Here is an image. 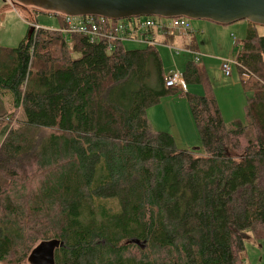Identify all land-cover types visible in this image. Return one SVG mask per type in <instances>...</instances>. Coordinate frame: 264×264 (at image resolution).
<instances>
[{"label":"trees","instance_id":"trees-1","mask_svg":"<svg viewBox=\"0 0 264 264\" xmlns=\"http://www.w3.org/2000/svg\"><path fill=\"white\" fill-rule=\"evenodd\" d=\"M94 18L105 33L119 22ZM123 40L40 27L0 45V264H31L53 240V264H248L246 241L264 236V34L248 22L237 40L243 118L226 122L206 67L186 63V83L204 88L185 93L193 149L147 116L177 93L156 44Z\"/></svg>","mask_w":264,"mask_h":264},{"label":"rangeland","instance_id":"rangeland-1","mask_svg":"<svg viewBox=\"0 0 264 264\" xmlns=\"http://www.w3.org/2000/svg\"><path fill=\"white\" fill-rule=\"evenodd\" d=\"M6 5L5 10H0V45L6 47H16L19 45L20 41L24 39L31 26V22L38 19V25L43 28L58 29L60 25L59 16L55 14H48L44 12H37L33 7L24 8L19 4L12 5L8 0H0V8ZM191 28L196 32V36L200 41L201 51L194 52L189 45L185 46L183 43L190 39L192 33L188 37H183L175 35L173 41L164 42V37L159 35L157 37L156 47L162 57L163 61V74L165 76L171 74L172 72L183 70L186 66L184 57L190 55L193 57L191 60L201 61V57L204 56H216L219 57L222 53L225 55L224 49L221 50V44H224V39H222L217 31H215L211 26L227 27L229 28L233 24L247 25L248 21L241 20L228 25H220L208 20H191ZM206 26V28H205ZM201 32H200V31ZM258 30L260 33L264 34V26L258 25ZM188 35V34H187ZM241 35V36H240ZM240 38H243L245 34L239 33ZM230 38V36L228 37ZM127 49H137L147 46L146 42H141L139 39H125L123 40ZM134 43V46H129V43ZM189 44V43H188ZM192 52H191V51ZM239 50V45L234 46L231 57L236 60V56ZM204 53V54H203ZM197 57V59H196ZM224 57V56H223ZM227 57V56H226ZM210 63L214 61L210 59ZM222 63V62H221ZM213 66L207 68L213 77V83L216 87H224L225 89L233 90L234 98L231 97V101L228 103V110L231 114H236L244 116V105L246 101V96L248 92L243 86L242 78L240 76L239 69L234 63L232 65V73L230 76L225 75V73L219 68H217L216 63ZM243 75V74H242ZM211 78V77H209ZM212 80V79H210ZM188 86H198L202 87L204 94V88L201 83H187ZM215 89V88H214ZM186 91H177L175 94H170L164 96L161 101L151 106L147 109V116L154 127V129L163 132H169L175 137L176 145L179 149H193L199 148L201 146V138L198 133L195 121L191 116L190 106L186 97H182ZM222 103L224 107L227 106L225 97L222 95L221 90H219ZM229 95H232L230 91H227ZM199 94V93H198ZM178 98V99H174ZM6 108L12 112L14 107L12 105V98L9 94L3 96ZM171 100V103L179 107V111L174 112L172 110L171 114H166V110L163 106L167 101ZM173 105V107H174ZM186 107L187 110L182 108ZM189 115L190 117H186ZM236 118V116L234 117ZM233 118V119H234ZM25 120L23 110L20 111L18 117L12 122V126H17L20 122ZM229 119H226V121ZM229 122V121H227ZM251 234V231H249ZM247 248V259L248 264H264V236L257 238L253 235L250 239L246 241Z\"/></svg>","mask_w":264,"mask_h":264},{"label":"water","instance_id":"water-1","mask_svg":"<svg viewBox=\"0 0 264 264\" xmlns=\"http://www.w3.org/2000/svg\"><path fill=\"white\" fill-rule=\"evenodd\" d=\"M24 8L33 7L69 16H93L111 20L133 17H185L231 24L246 20L264 26V0H13ZM34 32L29 28L28 34ZM139 243V241H136ZM59 240L42 242L30 254L31 264H53Z\"/></svg>","mask_w":264,"mask_h":264},{"label":"built area","instance_id":"built-area-1","mask_svg":"<svg viewBox=\"0 0 264 264\" xmlns=\"http://www.w3.org/2000/svg\"><path fill=\"white\" fill-rule=\"evenodd\" d=\"M12 5L15 6L13 0H8ZM56 15L62 16L67 26L65 29L58 28L57 30H63L64 32H80L85 35H88L91 41H94L96 38H99L101 35L107 37V39L114 41L120 37L121 39H139L141 42H146L147 44H155L156 38L150 33L152 29H164L169 34L173 33L176 35L188 37L193 32L191 28V22L188 18L177 17V18H162L160 20L146 18V19H137L130 22L127 19L119 20L115 28H112L111 31L105 33L102 31L101 24L95 20L92 16H69L61 13H56ZM100 18V17H99ZM143 18V17H141ZM160 18V17H159ZM102 19V18H101ZM31 26L34 27V30H38L40 26L36 22H31ZM119 35L118 37L115 35ZM188 34V35H187ZM111 44V43H110ZM111 48V45L109 46ZM197 59V57H196ZM236 64L231 56H227L222 59L221 67L225 75L230 76L232 74V65ZM243 79H247L248 75L243 74ZM166 87L176 89L177 91H186L187 83L183 77L182 72L175 71L166 76L165 79Z\"/></svg>","mask_w":264,"mask_h":264},{"label":"crops","instance_id":"crops-1","mask_svg":"<svg viewBox=\"0 0 264 264\" xmlns=\"http://www.w3.org/2000/svg\"><path fill=\"white\" fill-rule=\"evenodd\" d=\"M5 8H6V5H4V6H2L1 8H0V10L1 11H3V10H5ZM221 25V24H220ZM228 25V24H227ZM205 28H206V26H205ZM211 28H213L215 31H217V33H218V35L222 38V39H224V44H221L220 43V45H221V50L225 47V45H226V48L224 49V52H225V55L223 54V56H222V53L220 54V56L219 57H216V56H212V57H210V56H202L201 57V61H199L200 63H202L205 67H206V69L207 68H210V67H212L213 65L212 64H215L216 63V66H217V68H219L220 70H221V62H222V59L223 58H225L226 56H231V54H232V51H233V48H234V46H236L237 45V40H239V39H242V38H240V36H239V33H241V34H245L246 35V31H247V28H248V26L247 25H240V24H233L232 26H230L229 28H227V27H219V26H211ZM207 29V28H206ZM200 31V30H199ZM196 32L197 31H194L193 30V33H192V36H191V38L190 39H188V38H185V39H187V41H185L183 44L185 45V46H187V45H190L191 46V44H193L192 43V41L193 40H195L196 42H197V44H198V46H197V48H196V50L197 51H203V50H201V46H200V41H199V39L197 38V36H196ZM201 32V31H200ZM230 36V38H228ZM245 37V36H244ZM243 37V38H244ZM156 39H157V37H155ZM174 40V39H173ZM173 40H171V41H173ZM129 43V46H134L135 44L134 43H131V42H128ZM189 43V44H188ZM191 51V50H190ZM192 52V51H191ZM204 54V53H203ZM161 56V55H160ZM162 58V57H161ZM184 59H185V64L188 62V61H190L191 59H193V57L191 56V54L188 56V55H186L185 57H184ZM210 59H212L214 62L213 63H210L209 61H210ZM184 69H185V67H184ZM183 69V70H184ZM183 70H178L179 72H183ZM207 71H208V69H207ZM208 74H209V77H211L210 79H212L211 80V82H212V84H213V86H214V88H215V94H216V97H217V100H218V103H219V106H220V109H221V111H222V115H223V118H224V120L226 121V119H229V120H227V121H231L235 116H236V118H240L241 116H242V113L240 114V116L239 115H237V113L236 114H231L230 113V111L228 110V103L231 101V97H233L234 98V95H233V90H231V89H225L224 87H216L215 85H214V83H213V77H212V75L210 74V72L208 71ZM233 74V73H232ZM232 76V75H231ZM219 90H221V92H222V95L225 97V100H226V104H227V106L226 107H224V105H223V103H222V99H221V96H220V93H219ZM227 91H230L231 93H232V95H229L228 93H227ZM187 92H192V93H195V94H202L203 93V89H202V87H199L198 88V86H188V84H187ZM186 93V92H185ZM185 93H184V95H182V97H185ZM174 99H178V98H174ZM164 105H166V106H163V109L164 110H166V114L168 113V114H171L172 113V110L174 111V112H177L178 113V111H179V107L177 106V105H174V104H172L171 103V100L169 101H167ZM173 105H174V107H173ZM182 108L184 109V110H187V108L186 107H183V105H182ZM186 117H190L189 115H185ZM192 116V115H191ZM226 121V122H227Z\"/></svg>","mask_w":264,"mask_h":264}]
</instances>
